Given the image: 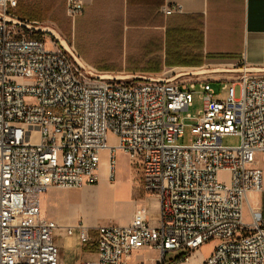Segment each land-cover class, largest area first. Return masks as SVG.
Instances as JSON below:
<instances>
[{"label":"built area","instance_id":"1","mask_svg":"<svg viewBox=\"0 0 264 264\" xmlns=\"http://www.w3.org/2000/svg\"><path fill=\"white\" fill-rule=\"evenodd\" d=\"M16 4L0 0V264H62L58 224L41 214L40 197L50 187L97 183L102 150L114 179L117 149L140 165L145 192L159 197V223L140 206L126 225L68 228L82 244H96V258L81 264H129L134 250L150 246L160 251L154 264H180L211 239L201 264H264V74L245 66L170 68L161 76L99 72L57 30L59 37L12 13ZM83 8L67 0L70 17ZM210 81L223 84L224 98ZM197 82L203 106L191 124L194 141L176 143ZM227 135L239 144H223ZM169 251L179 252L176 261L165 260Z\"/></svg>","mask_w":264,"mask_h":264},{"label":"crops","instance_id":"2","mask_svg":"<svg viewBox=\"0 0 264 264\" xmlns=\"http://www.w3.org/2000/svg\"><path fill=\"white\" fill-rule=\"evenodd\" d=\"M81 1L75 18L67 14V0H17L11 12L57 30L99 72L161 76L170 68L245 66L264 74V0ZM167 5L178 10L167 14ZM134 165L135 174L128 168L123 177L122 169L115 179L114 161V179L108 163V174L104 167L97 183L50 187L41 195V214L58 224L53 239L62 264L96 258V244H82L77 232H67L70 227L83 223L94 233L102 225H126L140 206L151 223H159V197L143 190L142 169Z\"/></svg>","mask_w":264,"mask_h":264},{"label":"rangeland","instance_id":"3","mask_svg":"<svg viewBox=\"0 0 264 264\" xmlns=\"http://www.w3.org/2000/svg\"><path fill=\"white\" fill-rule=\"evenodd\" d=\"M42 35V34H38L37 36ZM66 39V38H65ZM49 42H48V46H49ZM175 71H184L186 69H180V68H175ZM208 77L210 78H227L230 75L228 74H220V73H212L209 72ZM120 76H126L128 74L125 73H120L117 74ZM210 87L211 89H214V91L216 92V94L218 95V97L220 98H224L226 96V92L227 89L223 88V84L220 85L219 82L216 81H210ZM201 92H202V88L200 85V82L196 83V87L193 89V93H192V105L189 107V109L187 111L183 112V116L186 117L185 118V127H184V136L181 138H178L176 140V143H180V144H191L194 141V135H192L191 133V124L196 120V118L199 115V111L201 110L202 106H203V100L201 98ZM239 92H240V86H236L235 87V93L236 96H239ZM191 116L190 118L188 116ZM110 141H112L110 139ZM116 140H113L112 143L115 144ZM223 144L225 145H238L240 142V138L238 136H234V135H227L223 138L222 140ZM110 161V157H109V153L107 150H102L101 152V162H100V168L99 171L101 172L102 169L105 167L107 170V174H108V163ZM114 161L116 164V177L115 179H117V176H119V174L121 173L120 170H124L125 172L123 173V177H127V170L128 168H131L133 170V173L135 174L136 170H138L136 168V166L134 165L133 161L129 158V156L124 153L122 150L117 149L115 152V156H114ZM222 179L228 180L229 178V174L226 172H222L221 174ZM264 185V184H263ZM128 186H131V183H128ZM133 187V185H132ZM135 187H136V183H135ZM134 189V187H133ZM135 190L137 191V188H135ZM144 190V189H143ZM261 198H262V206L264 208V191H262L261 193ZM135 199L138 197V195L135 193L134 194ZM254 201H256V198L253 199ZM245 222L248 223L251 221L250 218V214H249V210H248V206L247 204L245 205ZM216 243L215 239H211L208 240L207 242L203 243L201 246H199L197 249L194 250V252L192 253V255L190 256V260L189 262H184V263H180V264H201L202 261L211 253L214 245ZM179 255V252H175V251H169L165 254V260L167 262H174L176 261L178 258L177 256ZM160 257V251L152 246L150 247H144L143 249H138V250H134L132 252V254L130 255V257L128 258V262L129 264H154L158 258Z\"/></svg>","mask_w":264,"mask_h":264},{"label":"water","instance_id":"4","mask_svg":"<svg viewBox=\"0 0 264 264\" xmlns=\"http://www.w3.org/2000/svg\"><path fill=\"white\" fill-rule=\"evenodd\" d=\"M43 28L44 29H46V30H48V31H50V32H52L53 34H55L57 37H59V35L52 29V28H50L49 26H43ZM62 41L64 42V43H66L65 42V40H63L62 39ZM211 70H218V69H205V71H211ZM219 70H221V69H219Z\"/></svg>","mask_w":264,"mask_h":264},{"label":"bare ground","instance_id":"5","mask_svg":"<svg viewBox=\"0 0 264 264\" xmlns=\"http://www.w3.org/2000/svg\"><path fill=\"white\" fill-rule=\"evenodd\" d=\"M190 260V259H189Z\"/></svg>","mask_w":264,"mask_h":264}]
</instances>
